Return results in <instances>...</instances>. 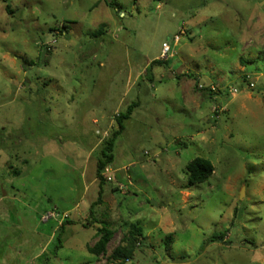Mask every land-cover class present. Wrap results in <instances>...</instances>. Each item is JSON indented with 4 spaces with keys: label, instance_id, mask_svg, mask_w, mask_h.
I'll return each instance as SVG.
<instances>
[{
    "label": "rangeland",
    "instance_id": "obj_1",
    "mask_svg": "<svg viewBox=\"0 0 264 264\" xmlns=\"http://www.w3.org/2000/svg\"><path fill=\"white\" fill-rule=\"evenodd\" d=\"M0 195V264H264V0H0Z\"/></svg>",
    "mask_w": 264,
    "mask_h": 264
},
{
    "label": "trees",
    "instance_id": "obj_2",
    "mask_svg": "<svg viewBox=\"0 0 264 264\" xmlns=\"http://www.w3.org/2000/svg\"><path fill=\"white\" fill-rule=\"evenodd\" d=\"M152 1L161 2L162 0H152ZM103 27H104L103 24L99 25L98 30L93 33V37H97L98 35H101V32L103 31ZM156 63L157 62L154 61L152 62L151 65ZM136 107H137L136 104H131L130 106L127 107L125 113L120 114L118 116V118L116 119L117 129L111 134L109 139L105 140L104 142L105 146L101 151V155L104 160L98 162L97 171H96L100 180L102 179L101 173L103 172V170L113 162L112 152L117 138L124 130V122L130 118L133 109ZM186 173H187V180L189 185L193 186L204 183L212 175L213 167L208 160L202 158H196L189 165H187ZM110 237H111V232L106 228H102L100 231V239L95 244V246L89 250L90 253L96 256L103 253L106 249L108 242L110 241ZM136 237H141V229L134 225H130L129 238H130L131 246L117 247L112 253L111 258L114 260H120L121 263L118 264H126L127 260L130 261L131 260L130 256L133 252L132 251L133 246L139 244L138 239ZM221 240H223V238ZM181 260L182 259H180L179 261Z\"/></svg>",
    "mask_w": 264,
    "mask_h": 264
},
{
    "label": "built area",
    "instance_id": "obj_3",
    "mask_svg": "<svg viewBox=\"0 0 264 264\" xmlns=\"http://www.w3.org/2000/svg\"><path fill=\"white\" fill-rule=\"evenodd\" d=\"M179 40H180V37H179V36H175V37L173 38L174 45H177L178 42H179ZM53 43H55V41H53ZM171 51H172V50H171L170 46H169L167 43H163V44H162V49H161V57H163V58H167V57H169V56H172ZM249 85H250L251 87H253V84H249ZM232 93H233V94H236V93H237V90L233 89V90H232ZM109 170H110V168H109V167H106V168L104 169L103 174H102L103 177H105V180H106L107 182H111V181H112V178L108 175ZM126 263H127V264H130V261L127 260Z\"/></svg>",
    "mask_w": 264,
    "mask_h": 264
},
{
    "label": "crops",
    "instance_id": "obj_4",
    "mask_svg": "<svg viewBox=\"0 0 264 264\" xmlns=\"http://www.w3.org/2000/svg\"><path fill=\"white\" fill-rule=\"evenodd\" d=\"M96 122H97V121H96V120H94V123H96ZM0 199H2V200H3V199H4V198H3V196H1V195H0Z\"/></svg>",
    "mask_w": 264,
    "mask_h": 264
},
{
    "label": "water",
    "instance_id": "obj_5",
    "mask_svg": "<svg viewBox=\"0 0 264 264\" xmlns=\"http://www.w3.org/2000/svg\"><path fill=\"white\" fill-rule=\"evenodd\" d=\"M122 15V13H120Z\"/></svg>",
    "mask_w": 264,
    "mask_h": 264
}]
</instances>
